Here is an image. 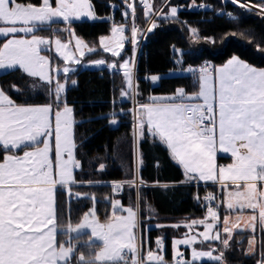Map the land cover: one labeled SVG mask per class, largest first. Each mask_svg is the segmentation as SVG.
Here are the masks:
<instances>
[{
    "label": "snow or ice",
    "instance_id": "6c2138e0",
    "mask_svg": "<svg viewBox=\"0 0 264 264\" xmlns=\"http://www.w3.org/2000/svg\"><path fill=\"white\" fill-rule=\"evenodd\" d=\"M140 2L146 19L153 15L167 22L178 19L179 6H171L170 0H166L158 12L153 11L147 0ZM124 3L132 10L134 18V5L128 0ZM231 3L249 11L258 8V14L264 15V0L257 5H252L250 0L245 3L231 0ZM164 7H169V12L165 13ZM124 15L127 17L128 13ZM85 17L98 19L90 0H55V6L51 0H42L38 6L26 0H0V38H6L0 43V69L19 68L30 77H39L50 85L55 104V110L53 103L17 105L0 90V147L11 153L0 162V264H69L71 259L73 247L70 241L68 247L63 243L57 246L53 194L59 187L65 189V195L70 199L73 196L79 199L83 195L72 191V186L79 183L73 175L74 169L81 167L75 158L76 144L71 132L73 110L63 98L65 83L50 75V60L41 54L49 40L34 33L40 26L62 20L67 25L65 30L74 36L72 21ZM156 27L158 24L152 20L147 31ZM125 29V25H114L110 37H102L99 46L118 58L107 66L122 71L126 82L122 96L134 98L137 91L132 72L134 60L123 59L122 52L126 42L135 49L138 34L142 33L133 24L128 38ZM189 31L193 38H198L196 29ZM54 44L65 65L80 64L76 53L83 57L84 49L89 53L97 50L80 38H75V51L60 39H55ZM105 64L103 59L95 62L96 66ZM52 71H62L67 76L74 69L65 66ZM188 71L198 72V92L187 95L180 89L173 96H151L147 102L138 103L135 110L137 129L141 138L147 131L166 145L172 159L183 167L188 183L211 181L219 186L225 197L215 206L206 205L205 219L172 225L189 230L173 241L175 264H197L205 258L223 264V250L230 247L233 229L240 226L238 222L230 223L227 218L221 222L220 204H226L229 215L235 214L237 209L241 212L245 208L251 209L247 227L253 232L257 228L264 231V69H257L233 56L223 66L215 68L214 75L208 65ZM148 79L156 83L160 77L152 75ZM71 83L76 85L74 80ZM53 116L55 171L49 142L53 136ZM112 116L111 123H117L115 113ZM18 149L23 150L22 156L15 154ZM218 152L230 154L233 163L218 167ZM141 164L142 160L137 157V167ZM104 168L101 164L98 170ZM127 184L137 189L144 186L135 170ZM122 187V184H113V192L119 194ZM137 197L139 200V192ZM195 198L199 202L200 197ZM203 199L211 203L218 197L209 194ZM111 207L112 215L105 223L98 222L92 210L75 228L69 226L68 230L72 232L90 229L94 241L89 247L96 246L95 241L100 242V251L94 258L85 261L81 256L78 264H145L139 255L135 233L139 225L138 212L132 206L123 207L118 200L111 202ZM196 226H202L204 231L189 234ZM213 241L223 245V249L217 252ZM163 243L162 238L156 240L158 251L163 249ZM197 243L207 244V250H197L194 247ZM181 245L192 249L190 259L180 251ZM146 260L147 264H166L162 255L151 250L147 252ZM260 264H264V259Z\"/></svg>",
    "mask_w": 264,
    "mask_h": 264
},
{
    "label": "rangeland",
    "instance_id": "374dc122",
    "mask_svg": "<svg viewBox=\"0 0 264 264\" xmlns=\"http://www.w3.org/2000/svg\"><path fill=\"white\" fill-rule=\"evenodd\" d=\"M91 1V0H90ZM124 2V0H122ZM213 3V8L218 9V7L225 2V0H211ZM245 1V0H241ZM53 3V6H55V0H51ZM129 3H132L135 8V15L141 16L142 11L144 10L143 4L140 2V0H128ZM149 4L151 2L147 0ZM42 3V0H41ZM40 3V4H41ZM91 3V2H90ZM227 5H229V9L233 11V15L235 17H246V16H256L259 15L249 11L247 9H242L238 5H234L231 3V0H227L225 2ZM39 4V5H40ZM38 6V5H37ZM111 6V14L109 17H102L100 20H90L88 18H82L80 21L73 20L71 23V30L74 32V36L70 35L68 31H66L67 25L62 20L56 21L54 23H50L44 26H40L37 28L35 35H38L42 38L49 40V45L45 46L44 51H42V55H45L50 60L49 65V72L50 75H55L60 82L65 83V93L63 94L64 100H66V103L69 107L72 108V136L74 139V142L76 144L75 148V158L79 161L81 164V167L79 169H74L73 175L75 177V173L78 174V178H83L86 176L87 180H78L77 185H94V184H110L111 188L113 183L112 181H100L98 179V176L95 175V168L96 165L101 163L105 165V169L107 168L106 164L110 167L107 171V177H113V165L115 164H123V167H125V171L123 172L124 176L128 177L133 173L134 169L136 171V161L137 157L141 159V153L137 150V138L136 133L134 132V129L131 130V133L129 136L127 134H120L119 137L115 140V142H105L101 146V148L96 149L91 147V144L93 143L90 140V136L86 132V129H82L81 135L77 132L78 130V124L81 122V119H77L74 114V110L76 111L78 108V111L81 112L84 110V107L86 106H92V107H102L106 105V95L109 94V100H112V95L114 97H117V103L122 102V98H127V100H130L131 102V108L133 107L134 101L137 103L139 102L141 96H139L138 93V85L139 81L144 82L145 85L149 86V89L152 92H167L168 94H171V96L175 95L176 92L180 89H183L185 93L191 94L193 89L195 88V82L192 75H190V71H188L189 64L194 65L195 63L199 64L202 62V58H204L203 61H220L223 57H227L228 55H232V49L227 46V40L228 38H234L237 39L245 44H249L253 49L256 51H259L261 54L264 55V40L260 39L248 26H243L238 23L237 20L235 21H228L225 20L222 21V23H226L230 26V30L223 32L221 30H218L217 28L214 30V36L203 38L199 35V31L194 26L193 28L197 30V36L198 38L188 37L183 38L184 40L187 39L188 42L192 45V50H187V52L184 54V57L180 59V55L178 54V51L176 50L175 45L185 44L183 43V39H174L169 36L171 31H174V26L179 27V22H168L165 23L167 26L166 28H161V26L158 24V27L154 29V33L151 31H147L148 25L145 20H141L140 17L137 16V19L134 15V18L130 12H128V16L125 17L123 12V20L118 21L114 19L115 10L118 8V6H115L113 2L110 3ZM141 10H140V9ZM155 7L152 6V9ZM141 11V13L139 11ZM96 15V13H95ZM97 16V15H96ZM261 17V16H259ZM110 18V19H109ZM264 19V17H262ZM214 20V19H213ZM135 24L137 28L141 30V33L145 30V32H149L145 37L143 35L138 34V43L133 48V45L131 43L126 42L125 48L122 52L123 59H129L132 58L134 60V64L132 65V72L134 75V84L136 85V93L134 94V98H130L129 96H122V90L126 89V82L123 77V73L120 70H114L110 69L107 64L111 63L113 61H117L118 58L113 57L110 52H104L100 46L99 41L102 37H110L111 35V28L114 25H125L126 29L125 31H128L126 34V37H131L130 28L132 25ZM164 24V23H162ZM196 24L200 25L199 22ZM186 27V26H185ZM182 30L188 31L184 29L183 26H180ZM200 29H203L200 28ZM206 31V30H205ZM216 31V33H215ZM100 33L101 35H97ZM152 33V34H151ZM235 33V35H233ZM204 34L202 30V35ZM23 36L24 34H19ZM75 38L82 39L86 44L89 46H95L96 51L89 53L87 49H84L85 55L83 57H79V53H76V57L81 60L80 64H70L65 65L64 61L57 55L55 51V39H60L62 42L69 43L70 50L75 51ZM177 41V42H176ZM166 49L165 50V47ZM101 49V50H100ZM203 51V52H202ZM220 55L217 56L216 59L213 58V55ZM201 57V60H196ZM105 60V65L96 66L95 62L98 60ZM195 60V62H193ZM188 64V65H187ZM65 66H70L74 69L73 72H70L65 76V74L61 71L59 73H53V69L55 68H63ZM120 75L119 78V92H115L113 90V81L112 77L116 74ZM4 74H10L9 78H6L5 81L0 83V90L5 89L7 91L13 90L14 85L16 84V81L18 79L22 80V88H20V91L27 92L26 97L27 99H36L39 97H42L45 99V103L38 104L37 106H44L49 103H53V108L55 110V104H54V97L51 95L49 88L50 85L47 83H44L40 80L39 77H30L26 73L23 72V70L16 68V69H0V75ZM20 75V76H19ZM152 75H157L160 77V79L153 83L148 77ZM185 75V76H191L192 84L194 85V88L192 89H185L180 86H177L175 84L167 85L169 88H167L165 85L161 83V80L164 78L167 79H173L174 77ZM76 81V85L73 86L71 81ZM110 81L112 83H110ZM171 82V81H170ZM55 84V80L53 81V85ZM84 86L85 94H90L92 97L90 100H86L85 96H82L81 94H77L78 86L79 85ZM112 85V86H111ZM81 86V87H82ZM81 87L79 90H81ZM77 91V92H75ZM113 92V93H112ZM115 92V93H114ZM84 94V95H85ZM23 92H18L17 96L23 97ZM78 95V96H77ZM111 96V97H110ZM137 100V101H136ZM115 101V100H114ZM113 101V102H114ZM76 104L77 107L75 109L70 104ZM53 120V136L49 138L50 142V158L53 160L54 165V171H55V136H54V116L52 117ZM113 124V123H112ZM113 126V125H112ZM97 143V142H96ZM95 143V146H98V144ZM138 152V153H137ZM53 157V158H52ZM130 162V163H129ZM130 164H134L133 167H129ZM82 165H86V171L83 169ZM111 168V169H110ZM139 168V167H138ZM139 171V170H138ZM84 172V174L82 173ZM112 175V176H111ZM109 178V177H108ZM148 179V178H146ZM150 179V178H149ZM125 181V180H124ZM151 181V183H149ZM145 181V185H152V184H158L156 182V179L154 182L152 180ZM90 182V183H89ZM110 182V183H108ZM124 186V185H123ZM143 189V187H140ZM150 187H146L142 191V189L139 190L140 197L138 200V197L136 195L135 198V210L138 212L139 215V225L135 229V232L139 236V243L141 248H143V244L149 245L147 247L148 250L154 251V252H165L166 256L170 258V263H173L175 253L171 251V245H170V236L167 235L165 232H159L160 227H157V225H164L171 226V225H179V224H185V222H190L191 219L195 220H202L205 219L206 216H204V211L202 206L198 203V200L195 198L197 195L200 196L199 193H191L189 192V200L193 201L197 207H195V212L199 214L198 216H195L193 213H189L188 208H184L186 203L183 202V198L185 196V192H176L175 198H168V196L164 192H157L156 196L160 199H165V202L159 201L160 207V214L153 213L154 211L151 210V203L150 198L151 195H153L152 192H150V198L148 196V189ZM158 190V189H157ZM151 191V190H150ZM113 193V188H112ZM173 196V195H172ZM113 197V196H112ZM167 197V198H166ZM113 199V198H112ZM111 199V200H112ZM129 199H127L128 201ZM112 202V201H111ZM179 203V206L183 208L182 210L179 209V207H175V204ZM138 204V207H137ZM192 204V202H191ZM192 208L189 207V209ZM93 210V209H92ZM188 212V213H187ZM196 214V215H197ZM202 218V219H201ZM155 228L154 237L150 241L148 229ZM189 231V230H188ZM190 234V233H189ZM158 238L163 239V249L161 251H158V246L156 244V240ZM92 250V247L89 249H86V254L88 256L89 252ZM184 253V252H183ZM187 254L184 253V256L186 259L188 257Z\"/></svg>",
    "mask_w": 264,
    "mask_h": 264
},
{
    "label": "crops",
    "instance_id": "0c3cea01",
    "mask_svg": "<svg viewBox=\"0 0 264 264\" xmlns=\"http://www.w3.org/2000/svg\"><path fill=\"white\" fill-rule=\"evenodd\" d=\"M151 2V5L153 7H155L153 9L154 12H158L162 5L166 2V0H149ZM213 2L211 0H194V4H193V0H170V5L171 6H179V10H178V19L176 20L177 22H179V27L183 26L184 29L188 30L185 31L182 30L179 27H175L174 26V31L172 30L171 33L169 34L170 37L179 40L180 38H188V37H192L191 32L189 31V29L193 28L195 25H197L196 23L199 22L201 24H207L212 20L211 17V12L214 9L213 8ZM199 5H207L208 7H199ZM115 6H117V4H115ZM120 7V5L118 6V8ZM127 7V6H126ZM144 8V7H143ZM111 9V7H110ZM140 9V8H139ZM141 10V9H140ZM170 8L169 7H164L163 11L165 13L169 12ZM120 11L123 13L124 11H126L127 13L130 12V9L127 7L126 9H120ZM139 11V10H138ZM142 11V15L139 16L135 15L136 19L137 16L140 17L141 20H145V22H147L148 28L150 27V24L152 22V20H155L156 23H158L161 28H166V24L168 23L167 21H162L159 19L158 16H151L149 18L146 19L145 17V9L141 10ZM141 11H139L141 13ZM136 14V13H135ZM97 15V14H96ZM98 20H100L102 17L97 15ZM108 18V16H107ZM164 23V24H162ZM186 26V27H185ZM147 29V28H146ZM145 29V30H146ZM145 30L142 32L143 37H145L148 33L145 32ZM152 33H154V30L151 31ZM151 33V34H152ZM97 35H101L100 33H98ZM6 38H0V43L4 42ZM183 43L185 44H180L177 41L178 45H175L174 48H176V50L178 51V54L180 55V59L182 57H184V54L187 52V50H192L193 48L191 47V43L188 42L187 40L183 39ZM101 50V49H100ZM203 52V51H202ZM217 56L220 55H213L212 57L216 59ZM233 56H236L237 58L243 60L245 63L250 64L253 67H256L257 69H264V64L263 63H258L256 61H250L246 58H243L241 56L238 55H228L227 57H223L222 59H220V61H214L213 60H209V61H203L204 58H202V62L197 64L195 63L194 65H190L187 66L188 69H200L202 66L204 65H208L210 67V70L213 71V75H214V69L223 66L225 63H227V61L229 59H231ZM196 60H201V57L199 59ZM195 62V60L193 61ZM188 65V64H187ZM192 75V77L194 78V82H195V88L193 89L191 94L186 93L187 95H195L199 88H198V72H190ZM20 76V75H19ZM10 74H4V75H0V83H2L3 81H5L6 78H9ZM22 80L18 79V81H16L15 84V88L13 90L7 91L4 88L1 89L2 91H4V93L11 99L14 101V103H16L17 105H24V106H37L38 104H43L45 103V99H43L42 97L36 98V99H27L26 94L27 92H23V97H19L17 96L18 92L22 93L20 91V88H22ZM82 85L80 84L78 86L77 91H79L80 87ZM17 89H19V91H17ZM75 91V92H77ZM151 96H156V97H168L171 96V94H168L167 92H152L151 90H149L147 96L143 97L141 95L140 101L139 102H135L133 104V107L131 108V110H129L130 114H131V119L128 120V123L130 124V129H134V132L136 133V138H137V150L141 153V160H142V164L138 167H136V172L138 174V176L143 180V182H147L152 180L154 182V180L156 179V182L158 184H152V185H145L142 186V188H130L128 187L127 181L132 179V174L128 177H125L123 172L125 171V167H123V164H114L113 165V177L108 176L107 177V171L108 168L110 167V163L109 165L106 164L107 168L103 171H99V166L101 165V163L96 165V170H95V175L98 176V180L100 181H112L114 184H122L124 185L122 187V190L120 191L119 194H116L113 192V199L112 202L115 200H118L121 205L123 207H128V206H132L135 210V198L137 195V192H139L140 189H142V191L144 189H146V187H150L148 189V196L150 198V189H158V191L160 192H164L166 195H168L170 192L173 194L176 191H180V192H186L187 191V187L188 186H207V185H212L215 188V192H213V194L218 197V200L215 201L216 205L220 203V200L225 199L221 189L219 188V186L211 181L205 182V181H193L192 183H188L187 182V174L185 173L183 167L181 165H179L175 160L172 159L171 155H170V150L166 147V145H164L163 143H161L159 141L158 138L152 137L150 136L147 131H145V134L143 136V138L140 137L139 135V131L137 129V123H136V107L137 104L140 103H145L148 101V98ZM123 102H128L130 103V100H127V98H122L121 99ZM110 101V100H109ZM137 101V100H136ZM72 105V107L75 109V107H77L76 104H70ZM118 105V104H117ZM116 106V105H114ZM130 106L131 103H130ZM78 109V108H76ZM75 112V110H74ZM75 114V113H74ZM119 124V121H117V123L113 124V127H117ZM130 134H127V136H129ZM154 146V147H153ZM153 148H155V150H157V156L155 155L154 157L152 156L151 158H147L146 156V149L148 150H152ZM1 151H4V149L2 147H0ZM153 152V150H152ZM138 153V152H137ZM11 153H7L4 152L0 162H3L4 158L6 155H9ZM15 154L18 156H22L23 155V150H15ZM219 157H225L228 158V160L226 162H219ZM53 158V157H52ZM140 159V158H139ZM147 159L152 160L153 165H152V169L149 168V164L147 163ZM130 163V162H129ZM216 163L217 166H227L231 163H233V158L230 156V154L228 153H223V152H218L216 155ZM134 165V164H133ZM132 164L129 165V167H133ZM83 169L86 171V165H82ZM111 169V168H110ZM131 171L134 169H130ZM139 170V171H138ZM84 174V172H82ZM112 176V175H111ZM78 174L75 173V179L78 181H82V180H87L86 176H84L83 178H78ZM148 178V179H146ZM150 178V179H149ZM125 180V181H124ZM110 183V182H108ZM151 183V181L149 182ZM163 185H167V187H164ZM167 198V197H166ZM127 199H129L127 201ZM159 201L160 202H165V199H159L156 198L155 196L151 195L150 198V207L151 210L154 211L153 213L156 214H160V207L159 206ZM110 214L107 218H101L99 216H96V220L100 223H105L112 215V207L110 209ZM53 211L55 214V218H56V209H55V191L53 194ZM219 215H220V220L221 222L227 218L229 220L230 223H239V229L234 228L233 232H232V239L229 241L230 247H228L227 249L223 250V264H260V261L262 259H264V231H261L259 228H257V230L255 232L251 231L247 225L249 224V222L251 221V216H252V210L251 209H243V211L241 212L239 209L236 210L235 214L229 215L228 214V210L226 209V204H220L219 206ZM206 216V215H204ZM84 217L81 219V222H83ZM195 219V218H194ZM202 219V218H201ZM193 220V219H191ZM190 220V221H191ZM78 224V225H79ZM76 227V226H75ZM73 227V228H75ZM58 229V228H57ZM59 231V229H58ZM204 228L202 226H196L194 229V232L190 233V234H195L198 232H203ZM85 232H89L87 233L88 239L93 242L94 238L91 235V231L90 229H84L81 231L76 232L77 234H81V233H85ZM75 233V232H73ZM75 233V234H76ZM136 233V232H135ZM137 246L139 249V255L141 258H143L145 260V264H147V252L149 251L147 249V247H149V245L147 244H143V248H141L140 243L138 241L139 236L137 235ZM253 237H255V239L253 240ZM175 239H179V238H171L170 240V245H171V251L175 253L174 250V246H173V241ZM99 241H95V245L96 246H92V248L95 249L94 254L92 255V257H87L84 256V260L85 261H89L92 258H94V255L96 253H98L100 251L99 248ZM214 245L217 246V252H219L221 249H223V245H219V242L213 241L212 242ZM57 246H59L58 241H57ZM180 247V251L186 253L188 259H190V254L192 249L191 248H187L184 245L179 246ZM194 247L197 250H200L201 248H203L204 250H207V244L205 245H201L199 243H197L196 245H194ZM154 252V251H152ZM158 255H162L164 257V261L166 262V264H171L170 263V258H168L165 254V252H157ZM73 254V252H72ZM80 261L79 256L76 257V259H74L73 262H71V259L69 261V264H78V262ZM80 264H83V262H80ZM197 264H216V262L213 261H209L206 258L198 261Z\"/></svg>",
    "mask_w": 264,
    "mask_h": 264
},
{
    "label": "trees",
    "instance_id": "16d2710c",
    "mask_svg": "<svg viewBox=\"0 0 264 264\" xmlns=\"http://www.w3.org/2000/svg\"><path fill=\"white\" fill-rule=\"evenodd\" d=\"M249 1V0H245ZM251 2H254L256 4H259V0H250ZM26 2L33 3L34 5H39L41 3V0H26ZM91 4L94 7L95 13L101 17H109L111 14L110 9V3L113 2L114 4H117V6L120 5L119 8L115 10V16L114 19L118 21L123 20V13L120 11V9H126L127 5L122 0H91ZM214 19V20H213ZM225 20V19H223ZM222 19L218 18H212V20L207 24H201L195 25L196 29L200 32L199 35L203 38L214 36V30L217 28L218 30H221L222 32L224 30L228 31L230 30V26L226 23H222ZM237 20L240 25L248 26L260 39L264 40V19L262 17H256L253 15H248L246 17H233L228 21H235ZM203 29H200L202 28ZM202 30L204 34L202 35ZM206 30V31H205ZM216 33V31H215ZM187 40V39H186ZM227 46L232 49V55H238L243 58H246L250 61H256L258 63L264 64V55L261 54L259 51H256L253 49L249 44H245L237 39L234 38H228L227 40ZM191 45V44H190ZM192 47V45H191ZM165 50L166 46L164 47ZM119 78L120 75L117 73L115 76H113L111 79L113 83V90L115 92H119ZM191 76H185L180 75L177 77H174L173 79H167L164 78L161 80V83L165 85L167 88H169L167 85L175 84L177 86H180L185 89H192L194 88V85L192 84ZM171 81V82H170ZM138 93L139 96H147L149 92V86L145 85L144 82L139 81L138 82ZM111 85V86H112ZM84 86L81 87V90L78 91L77 94H81L82 96H85L86 100L91 99L90 94H85L83 89ZM114 92V93H115ZM87 93H89L87 91ZM113 93V92H112ZM85 94V95H84ZM78 96V95H77ZM111 97V96H110ZM112 100L107 101L109 99V94L106 95V105L102 107H90L86 106L84 107V110L81 112L78 111V109L74 112L75 117L77 119H81V122L78 124V130L77 132L81 135L82 129H86V132L90 136V140L93 142L91 144V147L94 146V148L99 149L101 148L102 144L105 142H115V140L119 137L120 134H130V124L128 123V120L131 119V114L129 112L130 109V103L128 102H121L117 103V97H114L112 95ZM140 99V98H138ZM115 100V101H114ZM114 101V102H113ZM140 101V100H139ZM118 104V105H117ZM116 105V106H114ZM115 113V119L116 121H119V124L117 127H113L111 123V119L113 118L112 114ZM97 142V143H96ZM95 143L98 144V146H95ZM154 147V146H153ZM153 150V152H152ZM152 150L146 149V156L147 158L157 156V150L153 148ZM5 151L0 150V159ZM219 162H226L228 158L225 157H219ZM147 163L149 164V168L152 169L153 162L150 159H147ZM153 193V195L156 196V193L159 192L157 189H150ZM214 191L215 188L212 185H207L205 187L203 186H188L187 191L185 192V196L183 198V202L186 203L184 208H188L187 211L189 213H193L195 216H198L195 212V203L193 201L189 200V192L191 193H199L200 195L205 191ZM72 191L74 193H80L83 194L81 198L77 199L75 196H73L71 199L65 195V189H61L59 187L55 190V209H56V224L57 228L59 229L57 234V241L58 244H64L65 247H68V242H71V245L73 247V254L71 255V262L76 259V257L79 256V259L81 256H86L87 252L86 249L90 248L89 245L93 244L88 239L87 233H81L76 234L72 231H69V226L75 227L81 222V219L92 211V209L95 211L96 216H99L101 218H107L110 214L111 209V199L113 198L112 188L110 184L104 183V184H94V185H73ZM179 192V191H176ZM173 194L170 192L167 196L168 198H175V193ZM213 193V192H212ZM173 195V196H172ZM94 197V199H93ZM161 199V198H160ZM162 200V199H161ZM192 202V204H191ZM192 208L189 209V207ZM175 207H179V209H183L179 206V203L175 204ZM188 213V212H187ZM197 214V215H196ZM183 225V224H179ZM149 239L150 241L154 237V230L155 228L148 229ZM159 232H165L167 235L170 236V238H181L184 236L186 232H188V229L180 226V227H172L171 226H164L160 227ZM95 249L92 248V250L89 252L87 257H92L94 254ZM85 259V258H84Z\"/></svg>",
    "mask_w": 264,
    "mask_h": 264
},
{
    "label": "built area",
    "instance_id": "2783aa9c",
    "mask_svg": "<svg viewBox=\"0 0 264 264\" xmlns=\"http://www.w3.org/2000/svg\"><path fill=\"white\" fill-rule=\"evenodd\" d=\"M260 1V0H259ZM245 2H249V1H241V3H245ZM250 3L252 5H257L256 3L254 2H251ZM252 12L258 14L259 12V9L258 8H253L251 10ZM227 13H231L232 16L229 17V15ZM259 15V14H258ZM261 17H264V15H259ZM211 17L212 18H218V19H225V20H230L232 17H233V11L231 9H229V5H227L225 2H223L219 7L218 9H213L212 12H211ZM128 33V31H125V35ZM209 194H212L214 195L211 191L209 190H205L199 197H200V200H199V204L202 206L203 208V211H204V215H206V205L207 206H215L216 203L215 201L209 203L208 201H205L203 198L206 196V195H209ZM172 264H175V257H174V260H173V263Z\"/></svg>",
    "mask_w": 264,
    "mask_h": 264
},
{
    "label": "water",
    "instance_id": "95a60500",
    "mask_svg": "<svg viewBox=\"0 0 264 264\" xmlns=\"http://www.w3.org/2000/svg\"><path fill=\"white\" fill-rule=\"evenodd\" d=\"M153 253H156V254H158L157 252H153Z\"/></svg>",
    "mask_w": 264,
    "mask_h": 264
}]
</instances>
